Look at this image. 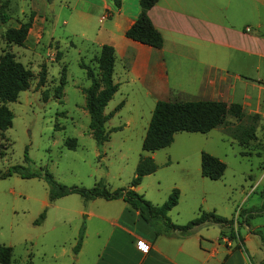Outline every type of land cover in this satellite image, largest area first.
Instances as JSON below:
<instances>
[{"label": "rangeland", "instance_id": "obj_1", "mask_svg": "<svg viewBox=\"0 0 264 264\" xmlns=\"http://www.w3.org/2000/svg\"><path fill=\"white\" fill-rule=\"evenodd\" d=\"M4 1L1 11L7 18L0 19V52L2 48L12 51L17 60L29 67L32 78L15 100L7 102L12 117L10 126L3 131L5 138L0 140L6 145L1 149L0 169L18 163L27 170H46L65 185L112 190L127 187L138 158L152 154L156 168L141 176L136 191L159 203L176 187L177 202L168 213L175 223L186 222L200 210H213L231 218L234 234L238 231L243 239L246 264H259L264 258V90H253L261 113L240 119L228 114L224 123L209 132L176 131L168 145L148 152L140 148L146 102L138 103L132 94L124 101L122 93L127 85L120 84L103 107V112H108L121 101L104 123L106 139L98 144L87 129L82 88L89 80L80 63L94 65L93 55L100 45L95 44L94 38L100 24L96 6L106 1L113 7L112 1ZM29 18L22 45L6 43L2 37L5 28ZM256 59L259 67L254 77L263 85L264 58ZM42 64L45 74L43 81L38 82ZM62 66L65 81L61 95L55 97ZM126 117L129 121L124 124ZM249 124L253 125V137L244 144L238 143L235 128ZM67 137H74L73 147L64 143ZM201 150L224 162L219 178L200 175ZM119 202L85 198L75 192L49 200L48 185L41 176L11 173L0 178V243L11 246L10 264H90L96 242H89L85 235L75 259L73 249L79 233L82 238L83 231L88 234L90 222L101 220L96 215L87 216V211L112 215ZM41 211L43 218L34 222ZM202 228H206L209 237L221 230L225 235L229 231V226L217 223L203 224Z\"/></svg>", "mask_w": 264, "mask_h": 264}, {"label": "crops", "instance_id": "obj_2", "mask_svg": "<svg viewBox=\"0 0 264 264\" xmlns=\"http://www.w3.org/2000/svg\"><path fill=\"white\" fill-rule=\"evenodd\" d=\"M96 7L100 24L94 32L95 44L112 45L116 90L120 84L127 85L123 100L132 94L138 103L146 102L144 130L157 99H215L239 103L243 116L262 112L253 90H264L254 77L259 67L256 57L264 58V0H156L147 14L161 34L159 47L124 35L138 13V0H119L113 7L103 1ZM128 121L126 117L124 124ZM111 199L120 201L112 215L87 211V216L101 220L89 223L88 234L83 231L74 259L88 235L97 246L90 264L247 263L243 239L237 230L234 234V221L223 224L229 226L227 235L221 230L209 237L204 223L185 235L155 233L156 226L144 221L137 209L120 197Z\"/></svg>", "mask_w": 264, "mask_h": 264}, {"label": "trees", "instance_id": "obj_3", "mask_svg": "<svg viewBox=\"0 0 264 264\" xmlns=\"http://www.w3.org/2000/svg\"><path fill=\"white\" fill-rule=\"evenodd\" d=\"M156 0H138L139 10L133 21L124 30V35L146 43L153 47L161 46L162 37L160 32L153 26L147 9ZM115 6H118L119 0H112ZM6 5L3 0L0 3V19L3 21L7 15L3 13L2 7ZM30 18L19 22L17 26H8L2 32V37L6 43L22 45L28 27ZM59 52H56L58 57ZM94 65L81 62L80 66L84 69L85 77L89 80L86 87L82 88L84 93V107L88 114L87 129L91 137L100 144L106 139L104 121L117 109L121 101L118 102L112 110L103 112V107L117 88V83L112 79L114 51L112 45L101 43L98 51L93 55ZM45 67L42 64L39 70L38 82L43 81ZM32 78V72L23 63L15 58V55L9 49L2 48L0 52V140L4 139L3 131L10 126L12 113L7 107V102L15 100L18 92L25 89ZM65 81L64 66L60 69L59 81L54 88V96L61 95L62 84ZM231 114L236 119L243 116L241 106L237 102L226 103L215 99H186L169 100L157 99L151 109L150 117L146 124L143 136L141 138L140 148L143 151H153L157 148L168 145L176 131H197L205 132L210 128L223 123L225 115ZM251 115H255L254 113ZM236 139L238 143L244 144L249 137H253V125L237 126ZM235 136V135H234ZM74 137H67L64 143L74 146ZM5 144L0 141L1 150ZM224 162L217 156L201 150L199 153V171L200 174L210 179L218 178L224 169ZM156 163L150 155H141L135 166L134 174L127 187H116L107 190L104 187L96 186L83 187L79 185H65L57 182L46 170H27L21 164H13L6 169H0V178L11 173H16L22 177L41 176L48 185V199L67 193L75 192L85 198L102 197L111 199L120 197L131 207L137 209L139 216L149 224L156 226L155 233L162 232L172 234L176 232L180 235L188 234L191 229L198 224L217 223L220 225L231 223V218H226L216 214L213 210H200L196 215L184 223H174L170 221L166 212L175 205L177 201L178 190L173 187L166 198L158 204L150 202L143 195L137 192L133 187L139 183L141 176L154 171ZM264 192V185L261 189ZM43 211L39 212L34 222L43 218ZM81 232L73 245L76 250L80 244ZM11 246L0 243V264H10ZM264 264V258L259 262Z\"/></svg>", "mask_w": 264, "mask_h": 264}, {"label": "built area", "instance_id": "obj_4", "mask_svg": "<svg viewBox=\"0 0 264 264\" xmlns=\"http://www.w3.org/2000/svg\"><path fill=\"white\" fill-rule=\"evenodd\" d=\"M140 248H141V250H145V248H146V245H140Z\"/></svg>", "mask_w": 264, "mask_h": 264}]
</instances>
